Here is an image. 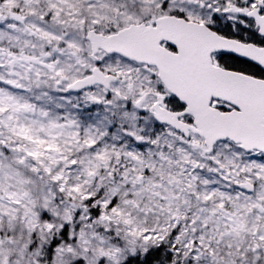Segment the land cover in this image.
Returning a JSON list of instances; mask_svg holds the SVG:
<instances>
[{
  "label": "snow or ice",
  "instance_id": "6c2138e0",
  "mask_svg": "<svg viewBox=\"0 0 264 264\" xmlns=\"http://www.w3.org/2000/svg\"><path fill=\"white\" fill-rule=\"evenodd\" d=\"M0 264H264V0H0Z\"/></svg>",
  "mask_w": 264,
  "mask_h": 264
}]
</instances>
